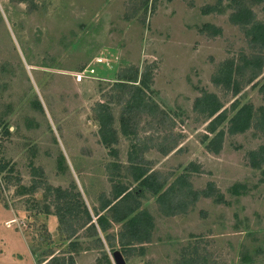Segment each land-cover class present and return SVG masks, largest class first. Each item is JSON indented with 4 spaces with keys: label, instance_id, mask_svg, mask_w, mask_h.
<instances>
[{
    "label": "rangeland",
    "instance_id": "1",
    "mask_svg": "<svg viewBox=\"0 0 264 264\" xmlns=\"http://www.w3.org/2000/svg\"><path fill=\"white\" fill-rule=\"evenodd\" d=\"M239 6L264 24L257 0H0V264H115L116 251L127 264H264V165L250 164L264 46L231 22ZM204 94L226 109L219 154L195 109ZM244 106L252 127L229 135ZM123 186L121 206L153 224L148 243L101 212ZM85 209L107 232L87 229Z\"/></svg>",
    "mask_w": 264,
    "mask_h": 264
},
{
    "label": "trees",
    "instance_id": "2",
    "mask_svg": "<svg viewBox=\"0 0 264 264\" xmlns=\"http://www.w3.org/2000/svg\"><path fill=\"white\" fill-rule=\"evenodd\" d=\"M173 1V0H169ZM259 3H263L264 0H257ZM210 10V11H209ZM209 12H212L214 9H209ZM231 22L234 25L241 27H249V35L251 36V41L254 43H262L264 46V24L257 23L255 21L254 15L252 12L248 11L245 7L239 6L238 12L233 14L231 17ZM219 32V31H218ZM224 72V70H223ZM220 82V81H218ZM229 84V81L227 82ZM140 92V90H139ZM138 92V96L139 93ZM141 103V97L139 96V99L135 100V103H132V106H140ZM195 109L200 111L202 114L208 115L209 123V130L211 134H214L217 132L218 128L226 122L228 119L226 115V109L222 110L223 107L218 100V98L215 95L212 94H204L202 97H200L195 104ZM251 106H244L241 108L237 114L230 120L231 127L229 128L228 134L229 135H236L239 133H245L248 131L253 124V111ZM98 120L101 124L100 129V136L102 143L107 146L111 147L113 144L116 143V138L114 136L113 130H111L110 125V117L109 115L105 116H99ZM259 126L264 132V110L261 114V117L259 119ZM225 137V132L219 131L216 133V136L209 141L208 143V150L219 154L222 150L223 141ZM250 164L253 168H260L262 165H264V146H262L258 151L251 153L250 155ZM0 171H2V168L0 166ZM135 181L142 185L144 188L151 191L154 195H158L161 191V186L158 183H155L154 177H151V174H148L147 171L141 170L137 175L134 176ZM240 188L245 189V186L238 185L233 187V192L236 195H239L241 191H239ZM206 197L210 196L209 194L205 195ZM204 196V197H205ZM132 197L131 191H129L126 187H120L115 191L114 201L110 202L107 201L106 204L103 207L102 211L112 212V219L118 223H123L124 228H128L131 237L138 238V241L141 243H148L150 242L152 230H153V224L150 221L149 216H147L145 213H139L138 210L140 208L139 204H135L134 206H128L124 205L125 201H127L129 198ZM85 214L87 216V229H93L96 232L99 229L100 232L105 233L110 227L109 219L103 214H99L95 217L97 219L94 221V218L91 216L90 212L85 209ZM174 216L178 213H172ZM146 218L145 224H143V218ZM149 232V234H145L143 237L141 233ZM125 233V231L123 232ZM122 233V234H123ZM139 234V235H138ZM125 237L126 235H122ZM137 240V239H136ZM122 244V243H121ZM114 252H112L113 255ZM72 264V263H71ZM108 264H112L111 260L108 262Z\"/></svg>",
    "mask_w": 264,
    "mask_h": 264
},
{
    "label": "water",
    "instance_id": "3",
    "mask_svg": "<svg viewBox=\"0 0 264 264\" xmlns=\"http://www.w3.org/2000/svg\"><path fill=\"white\" fill-rule=\"evenodd\" d=\"M113 258H114L116 264H126V261H125L123 255L118 251L114 252Z\"/></svg>",
    "mask_w": 264,
    "mask_h": 264
},
{
    "label": "built area",
    "instance_id": "4",
    "mask_svg": "<svg viewBox=\"0 0 264 264\" xmlns=\"http://www.w3.org/2000/svg\"><path fill=\"white\" fill-rule=\"evenodd\" d=\"M112 257V259H113V255L111 256ZM116 264V263H115Z\"/></svg>",
    "mask_w": 264,
    "mask_h": 264
},
{
    "label": "crops",
    "instance_id": "5",
    "mask_svg": "<svg viewBox=\"0 0 264 264\" xmlns=\"http://www.w3.org/2000/svg\"><path fill=\"white\" fill-rule=\"evenodd\" d=\"M126 264H127V262H126Z\"/></svg>",
    "mask_w": 264,
    "mask_h": 264
}]
</instances>
